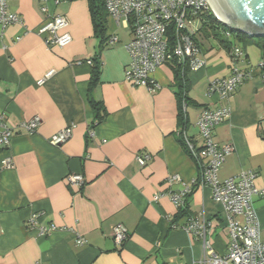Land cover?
<instances>
[{
    "label": "crops",
    "instance_id": "0c3cea01",
    "mask_svg": "<svg viewBox=\"0 0 264 264\" xmlns=\"http://www.w3.org/2000/svg\"><path fill=\"white\" fill-rule=\"evenodd\" d=\"M7 3L23 21L0 27V113L14 129L10 146L0 148V264H194L204 246L186 230L190 217L211 223L208 237L215 251L225 254L231 238L224 206L210 187L194 182L200 164L180 131L186 128L202 146L200 113L229 105L230 117L213 130L216 143L233 146L219 179L253 170L256 185L263 187L264 67L259 65L264 49L231 36L243 50L242 69L251 74L223 100L208 87L231 74V53L211 32L197 36L207 64L188 71L181 109L171 65L153 74L160 88L126 81L130 30L107 15L106 36L120 39L113 45L103 42L95 33L89 0H47L51 14L70 22L60 32L72 36L64 47L48 45L47 34L38 32L49 19L43 0ZM95 57L100 73L93 79ZM34 118L40 124L30 133L22 123ZM68 127L72 134L66 141L51 143ZM144 155L150 159L141 165L137 157ZM6 158L12 166H3ZM72 174L83 175L85 183H70ZM176 174L181 180L171 185L168 178ZM187 185L192 191L182 212L167 192ZM253 205L264 237V196H255ZM37 212L42 225L57 229L42 235L29 222ZM118 224L129 233L123 247L112 237Z\"/></svg>",
    "mask_w": 264,
    "mask_h": 264
},
{
    "label": "built area",
    "instance_id": "2783aa9c",
    "mask_svg": "<svg viewBox=\"0 0 264 264\" xmlns=\"http://www.w3.org/2000/svg\"><path fill=\"white\" fill-rule=\"evenodd\" d=\"M42 11L49 19L39 29L40 34H47L48 45L67 46L72 42L69 32L60 33L69 26V20L62 14H51L47 0H43ZM59 4L61 0H54ZM109 16L118 24H123L130 30L131 39L126 48L130 54V62L126 68L127 82L145 86L148 89L160 88L153 77L154 72L163 65L178 63L185 71L198 70L206 66L200 45L195 41L194 27L191 23L204 9H211L209 0H105ZM22 17L8 10L7 0H0V27L6 28L12 23H21ZM232 36L230 30L226 32ZM120 37L112 34L107 40L108 45L118 42ZM231 74L210 82L208 93H216L221 99L228 100L251 74L242 69L243 50L238 45L231 49ZM260 68L264 64L259 65ZM264 79V75H263ZM231 114V107L223 105L219 108H205L198 117L197 125L203 139L198 147L186 128L181 129L185 147L189 154L200 164V173L195 183L202 187H210L215 201L223 204L226 214V224L230 233V245L225 254H218L208 237L210 222L190 217L186 230L200 239L204 246L203 256L194 264H264V237L257 210L253 205L255 196H264V186L256 185L258 173L253 170L242 171L223 181L219 179V171L226 156L233 152L231 144L219 145L214 141L213 130L226 121ZM5 114L0 113V148L7 149L11 144L14 129L5 122ZM40 124L39 118L22 123V127L30 133L36 131ZM72 134L68 127L51 138V143L59 145ZM149 155L138 156L137 160L145 165ZM205 159V162H203ZM11 158L3 161L4 167L12 166ZM70 183L81 186L85 178L81 174L69 176ZM180 175H171L168 182L180 181ZM192 191L185 186L177 191L167 192L174 205L183 209L186 198ZM164 195V194H162ZM161 195H156L158 199ZM41 213H33L29 219L31 225L37 227L42 235L57 229L53 224L42 225ZM112 237L118 247H123L129 238L126 227L118 224L113 228ZM81 245L86 243L84 237L78 235Z\"/></svg>",
    "mask_w": 264,
    "mask_h": 264
},
{
    "label": "trees",
    "instance_id": "16d2710c",
    "mask_svg": "<svg viewBox=\"0 0 264 264\" xmlns=\"http://www.w3.org/2000/svg\"><path fill=\"white\" fill-rule=\"evenodd\" d=\"M89 7L91 11V16L93 19L94 29L97 36L101 37L103 42H107L108 38L110 36H106V30H107V15L108 11L106 8L105 0H89ZM199 20L202 24L200 28L195 31L194 38L195 41L200 45V41L197 38L196 33L199 30H205L206 32H211L212 36L216 38L219 43L224 45L229 52H231L232 46H233V40H231V37H228L226 35V32L228 30L231 31L232 36L236 38L237 41L240 42H246V44H257L258 46H261L262 49H264V36H253L249 35L247 33L229 28L222 22H220L216 16L214 15L213 11L211 9H204L202 10L199 15L195 18V20ZM194 20V21H195ZM201 48V47H200ZM93 63V79H96L97 76L100 73V60L98 57H95L92 59ZM174 69L175 74V80L177 85L180 87V103H181V109H182V100H187L186 91L188 88V80H187V70H183L178 63H173L171 65ZM93 106L99 110V103L96 101H93ZM184 116V113H182ZM182 210V209H181ZM183 212V210H182Z\"/></svg>",
    "mask_w": 264,
    "mask_h": 264
},
{
    "label": "water",
    "instance_id": "95a60500",
    "mask_svg": "<svg viewBox=\"0 0 264 264\" xmlns=\"http://www.w3.org/2000/svg\"><path fill=\"white\" fill-rule=\"evenodd\" d=\"M216 18L229 28L264 36V0H209Z\"/></svg>",
    "mask_w": 264,
    "mask_h": 264
},
{
    "label": "rangeland",
    "instance_id": "374dc122",
    "mask_svg": "<svg viewBox=\"0 0 264 264\" xmlns=\"http://www.w3.org/2000/svg\"><path fill=\"white\" fill-rule=\"evenodd\" d=\"M212 7V6H211ZM191 26L194 27V30L197 31L198 28H200L202 26L201 22L199 20H195L193 23H191ZM205 33V30H199L196 35L199 37V38H205V35L203 34Z\"/></svg>",
    "mask_w": 264,
    "mask_h": 264
}]
</instances>
